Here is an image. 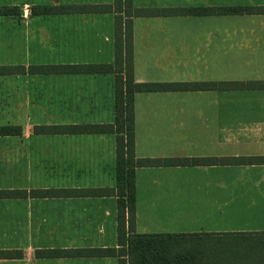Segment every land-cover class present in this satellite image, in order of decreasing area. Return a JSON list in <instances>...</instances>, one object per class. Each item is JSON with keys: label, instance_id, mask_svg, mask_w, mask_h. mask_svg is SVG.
<instances>
[{"label": "crops", "instance_id": "0c3cea01", "mask_svg": "<svg viewBox=\"0 0 264 264\" xmlns=\"http://www.w3.org/2000/svg\"><path fill=\"white\" fill-rule=\"evenodd\" d=\"M0 0V190L115 187L114 134H38L36 127L110 125L115 74H40L114 61L113 14L33 15L31 8L113 0ZM137 9L262 7L264 0H132ZM136 83L264 82V15L156 16L132 21ZM140 159L264 157V90L137 93ZM137 235L264 234V165L138 168ZM116 198L0 199V264H118L38 259L37 250L116 249Z\"/></svg>", "mask_w": 264, "mask_h": 264}, {"label": "trees", "instance_id": "16d2710c", "mask_svg": "<svg viewBox=\"0 0 264 264\" xmlns=\"http://www.w3.org/2000/svg\"><path fill=\"white\" fill-rule=\"evenodd\" d=\"M17 7H0V16H16ZM33 15L57 14H113L114 61L108 65L52 66L36 68L40 74H115L114 122L110 125H79L36 127L38 134H114L115 135V187L95 190H0V199L110 197L116 198L117 248L84 250H37L38 259L53 258H117L118 264H209L201 254L190 250L189 244L214 238L204 235H137L135 223L134 172L138 168L192 167V166H254L264 165V157L238 158H183L140 159L134 153L133 98L137 93L203 90H264V82L223 83H136L133 79L132 21L139 17L156 16H239L264 15L262 7L137 9L132 0H113L111 5L31 8ZM0 74H6L0 69ZM20 128L0 126V137L18 136ZM224 237H264V234H231ZM222 236V237H223ZM216 238V237H215ZM192 246V245H191ZM20 251H0V259H20Z\"/></svg>", "mask_w": 264, "mask_h": 264}, {"label": "rangeland", "instance_id": "374dc122", "mask_svg": "<svg viewBox=\"0 0 264 264\" xmlns=\"http://www.w3.org/2000/svg\"><path fill=\"white\" fill-rule=\"evenodd\" d=\"M189 247L209 264H264V237L219 236Z\"/></svg>", "mask_w": 264, "mask_h": 264}]
</instances>
